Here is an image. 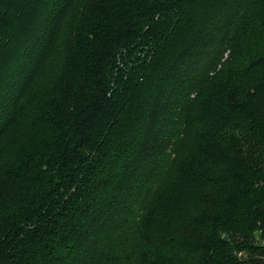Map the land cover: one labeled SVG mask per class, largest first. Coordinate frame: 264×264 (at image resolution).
Listing matches in <instances>:
<instances>
[{"label":"trees","instance_id":"trees-1","mask_svg":"<svg viewBox=\"0 0 264 264\" xmlns=\"http://www.w3.org/2000/svg\"><path fill=\"white\" fill-rule=\"evenodd\" d=\"M0 264H264V0H0Z\"/></svg>","mask_w":264,"mask_h":264}]
</instances>
